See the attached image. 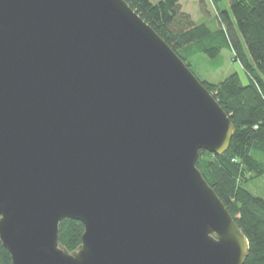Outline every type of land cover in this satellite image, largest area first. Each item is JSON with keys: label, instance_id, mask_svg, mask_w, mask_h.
<instances>
[{"label": "water", "instance_id": "1", "mask_svg": "<svg viewBox=\"0 0 264 264\" xmlns=\"http://www.w3.org/2000/svg\"><path fill=\"white\" fill-rule=\"evenodd\" d=\"M234 133L126 0H0V240L12 264H244L249 239L197 164ZM65 219L84 224L72 251Z\"/></svg>", "mask_w": 264, "mask_h": 264}, {"label": "trees", "instance_id": "2", "mask_svg": "<svg viewBox=\"0 0 264 264\" xmlns=\"http://www.w3.org/2000/svg\"><path fill=\"white\" fill-rule=\"evenodd\" d=\"M126 1L191 69L193 57L221 59L226 48L244 68L247 83L238 72L219 84L202 81L230 115L235 133L224 155L201 150L197 164L249 239L244 264H264V197L250 190V184L264 176V0H211L216 27L195 21L181 0ZM83 233L79 220L60 224V242L70 251L81 244ZM0 262L12 264L1 240Z\"/></svg>", "mask_w": 264, "mask_h": 264}, {"label": "rangeland", "instance_id": "3", "mask_svg": "<svg viewBox=\"0 0 264 264\" xmlns=\"http://www.w3.org/2000/svg\"><path fill=\"white\" fill-rule=\"evenodd\" d=\"M191 1L192 0H190L188 4V8L196 9L197 0H195V3L192 1L194 4ZM193 58L192 70L201 81H208L213 84H219L227 76L234 72H238L240 74L244 83H247L249 81L248 76L245 73L241 63L234 60L233 52L229 48L223 50L221 59L210 60L206 56H204L203 58L202 56H200V58ZM215 64H219V66L215 67ZM250 190L257 195L264 197V176L257 177L250 184Z\"/></svg>", "mask_w": 264, "mask_h": 264}, {"label": "crops", "instance_id": "4", "mask_svg": "<svg viewBox=\"0 0 264 264\" xmlns=\"http://www.w3.org/2000/svg\"><path fill=\"white\" fill-rule=\"evenodd\" d=\"M192 1L195 3V0ZM189 2L190 0H181L183 10L190 13L195 21L197 22L207 21L210 24H212V26L214 27L217 26L215 7L212 4L211 0H197L196 9L188 8ZM224 4L227 5V1Z\"/></svg>", "mask_w": 264, "mask_h": 264}]
</instances>
